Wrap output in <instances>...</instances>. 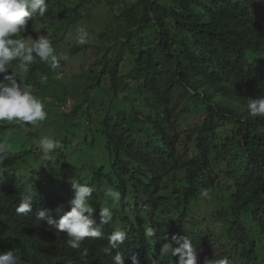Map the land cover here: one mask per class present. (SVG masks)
<instances>
[{
    "label": "trees",
    "instance_id": "1",
    "mask_svg": "<svg viewBox=\"0 0 264 264\" xmlns=\"http://www.w3.org/2000/svg\"><path fill=\"white\" fill-rule=\"evenodd\" d=\"M47 3L45 16L29 21L22 36L44 35L58 45V34L75 27L77 35L84 27L89 43L78 45L70 36L61 50L79 63L61 61L76 74L54 80L51 99L68 102L70 111L61 113L62 132L52 137L60 147L50 162L49 174L58 181L46 183L50 191L30 189L27 181L40 175L26 179L28 171L20 168L41 150L33 152L28 138L6 142L0 127V143L8 146L0 153V238L15 240L32 222L29 213L16 212L22 195L54 206L66 194L59 208L64 214L74 198L71 183L79 181L96 189L89 203L112 208L104 240L72 249L66 235L51 230L37 247L22 249L25 255L114 264L110 255L119 251L125 264L132 256L177 264L157 238L179 234L191 240L197 264L225 257L229 264H264V244L258 247L264 237V117L246 110L249 98L264 97V0ZM52 76L37 58L18 83L41 89ZM107 187L121 193L119 204L104 196ZM117 214L128 235L109 249L106 237L118 228ZM149 226L156 230L152 238L144 235Z\"/></svg>",
    "mask_w": 264,
    "mask_h": 264
},
{
    "label": "clouds",
    "instance_id": "2",
    "mask_svg": "<svg viewBox=\"0 0 264 264\" xmlns=\"http://www.w3.org/2000/svg\"><path fill=\"white\" fill-rule=\"evenodd\" d=\"M48 11L47 0H0V127L1 136L6 142L16 145L13 136L28 138L29 142L35 148L33 152L41 150L42 158L47 163V172L43 168L35 169L36 164L32 159L39 153L29 154L25 163L20 168H26L30 175H40L33 181H27L33 184L30 189H42L50 191L46 183H58L49 174L50 162L54 158L52 155L60 147L59 142L48 137H40L38 143L34 142L29 134V126L35 127L47 118V112L44 107L53 102L55 111L68 108V102L62 105L56 98H47L51 90L55 89V83L51 85L46 80L43 88H31L30 85L18 83V80L29 71L30 66L37 60L49 65L54 72L61 74L60 62L67 61L68 56L65 53H57L49 38L40 35L37 38H25L22 33L26 31L29 21L36 18H42ZM76 43L84 45L89 43V32L84 27L77 29ZM61 69V70H60ZM63 74V73H62ZM41 97V100L38 98ZM61 109V110H62ZM246 110L252 117H264V97L249 98L246 104ZM62 113V112H60ZM7 145L0 143V153L7 150ZM2 159V156H0ZM16 159L22 160L19 155ZM74 191V198L69 201L71 208L64 214L59 209L66 199L63 194L62 200L54 206L40 205L30 194L20 197V203L16 208L17 214H28L32 220L26 224L22 234H16L14 239L0 238V264H72L70 260H64L60 256H54L51 260L43 258H32L25 255L22 249L28 246L37 247L41 241L48 238L51 230L56 235H66L67 245L72 249L80 248L84 241L93 243L102 242L107 234V225L111 222L113 211L111 207H103L102 203H89L92 194L96 189L89 184H82L79 181L71 183ZM207 195V193H204ZM104 196L109 198L112 204H119L121 193L107 187L104 190ZM56 211L58 213H56ZM116 215L115 228L107 235L109 249H118L127 239V232L124 229L123 221ZM122 225V228H119ZM42 228L43 232H39ZM145 237L152 238L156 236V230L149 226L145 229ZM18 236L21 237L17 241ZM157 240H163L161 251L166 255L177 257V264H197V254L190 239L184 235L174 234L170 238L167 235L158 237ZM154 240L153 243H156ZM264 244V243H263ZM175 245V246H174ZM260 250V244L258 245ZM85 254L87 249L84 250ZM111 253V252H110ZM263 256V255H262ZM114 264H125L123 254L119 251L115 255H110ZM132 264H155L149 259L139 260L136 256L131 257ZM260 262L263 263L260 256ZM77 264H83L78 262ZM97 264H106L104 260ZM205 264H229L227 257L222 259L206 260Z\"/></svg>",
    "mask_w": 264,
    "mask_h": 264
},
{
    "label": "rangeland",
    "instance_id": "3",
    "mask_svg": "<svg viewBox=\"0 0 264 264\" xmlns=\"http://www.w3.org/2000/svg\"><path fill=\"white\" fill-rule=\"evenodd\" d=\"M107 10V8H106ZM106 14V13H105ZM105 14H102V15H105ZM95 17H98L97 15H95ZM96 19V18H94ZM49 35H51V32H48ZM62 33L61 34H58L57 36L61 37V41L59 40L58 41V45L56 44L57 42H54L53 43V48L54 50H56L57 53H61V50L65 47V44L68 42L70 36L71 38L75 37L76 36V30H75V27L74 28H71L67 33L66 35L62 37ZM52 36V35H51ZM56 38V37H55ZM64 53V52H62ZM63 62H66V64H70L74 67L77 66V63H79V57L78 56H72V57H69L67 61H63ZM60 65V69L62 72L61 74L59 75V73H56V77L60 78V79H64V78H71L73 75L76 74L75 70L73 71L72 70V67L70 66H67V65ZM63 73V74H62ZM50 80V83L51 85L54 84V78L52 76V78L50 77L49 78ZM63 82V81H62ZM52 96H55V90H51L50 91V96H48L47 98H51ZM65 97H68V96H65ZM64 97V98H65ZM40 100H41V97H38ZM59 99V96L57 97ZM60 99H63V98H60ZM45 111L47 112V118L45 121H43L42 123H39L38 125H36L35 127H32V126H29V130L27 131L30 138L38 143L39 141V136L42 138V137H48L50 139H53L52 137H55L54 134L58 131V128L60 130V133L62 132V128H63V124L61 123V113L60 112H69L70 111V108L66 109L65 110V107L62 109H60V112L58 111H55V106L53 105V102L49 105H46L44 107ZM89 139V137H88ZM80 147H76L74 149V152H71V159H69V167L68 169L70 168V165H72L74 163V160L77 156V152L79 151ZM88 158V157H87ZM32 161L36 164V170L39 169V168H43L44 169V173L47 172V169L46 167L48 166L47 163H45L46 161L42 158V154L39 153L37 156H35ZM217 203V202H216ZM214 201L210 204L211 206H217ZM262 237V241L260 242V247L263 245L264 243V237ZM263 256H262V261L264 263V247L262 248V253H261Z\"/></svg>",
    "mask_w": 264,
    "mask_h": 264
}]
</instances>
